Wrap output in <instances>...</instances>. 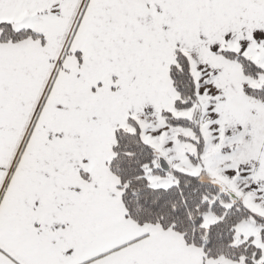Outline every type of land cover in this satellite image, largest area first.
Instances as JSON below:
<instances>
[{
	"label": "snow or ice",
	"instance_id": "obj_1",
	"mask_svg": "<svg viewBox=\"0 0 264 264\" xmlns=\"http://www.w3.org/2000/svg\"><path fill=\"white\" fill-rule=\"evenodd\" d=\"M0 264H264V0H0Z\"/></svg>",
	"mask_w": 264,
	"mask_h": 264
}]
</instances>
